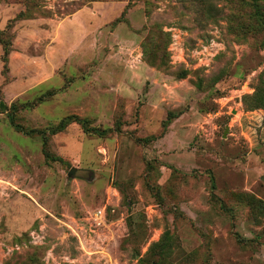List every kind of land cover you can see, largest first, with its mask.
<instances>
[{"label": "rangeland", "instance_id": "rangeland-1", "mask_svg": "<svg viewBox=\"0 0 264 264\" xmlns=\"http://www.w3.org/2000/svg\"><path fill=\"white\" fill-rule=\"evenodd\" d=\"M0 264H264V0H0Z\"/></svg>", "mask_w": 264, "mask_h": 264}, {"label": "trees", "instance_id": "trees-1", "mask_svg": "<svg viewBox=\"0 0 264 264\" xmlns=\"http://www.w3.org/2000/svg\"><path fill=\"white\" fill-rule=\"evenodd\" d=\"M257 14L260 16V12H258L257 11ZM8 42H7V44L5 45V48H4V52H5V54H7L8 53ZM2 106H3V109H5L6 108V105L5 104H1ZM14 105L12 104L11 106H10V108L11 107H13ZM77 121H80L81 123H82V120H80V119H78V118H75ZM65 122H66V120H61L60 121V127H63L64 126V124H65ZM152 138H145V142H147V141H149V140H151ZM46 156H48V152H46Z\"/></svg>", "mask_w": 264, "mask_h": 264}, {"label": "water", "instance_id": "water-1", "mask_svg": "<svg viewBox=\"0 0 264 264\" xmlns=\"http://www.w3.org/2000/svg\"><path fill=\"white\" fill-rule=\"evenodd\" d=\"M73 171H74V169L72 168V169H71V172H73Z\"/></svg>", "mask_w": 264, "mask_h": 264}]
</instances>
